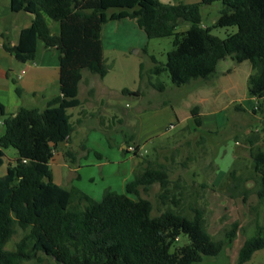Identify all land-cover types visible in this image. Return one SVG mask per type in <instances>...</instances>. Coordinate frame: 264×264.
<instances>
[{
  "label": "trees",
  "instance_id": "16d2710c",
  "mask_svg": "<svg viewBox=\"0 0 264 264\" xmlns=\"http://www.w3.org/2000/svg\"><path fill=\"white\" fill-rule=\"evenodd\" d=\"M215 2L225 8L212 28L204 27L200 5ZM11 11H24L34 19L30 28L22 30L16 46L2 36L5 50L25 63L35 60L38 40L47 49H57L61 54V94L45 109L21 108L16 115H6L0 104L6 128L0 138V264H24L41 260L39 255L56 264H202L219 257L234 243L240 225L234 223L225 240H215L199 204L201 195L196 189L190 192L184 178H173L176 167L172 163L137 170L126 193L107 189L101 201L76 186L66 189L56 184L51 163L76 130L69 110L82 106L78 89L83 72L101 78L108 74L102 28L112 21L136 20L149 40L173 39L167 63L153 58L152 73H168L177 87L195 80L210 81L227 58L239 64L248 61L254 71L248 79L249 94L257 99L254 112L264 115V0H201L200 4L174 5L159 0H11ZM47 19L60 23V35L51 33ZM187 25V30L179 31ZM218 28L228 30L224 38L213 33ZM156 88L165 91L164 86ZM17 92L21 90L17 88ZM123 94L137 96L140 92L125 89ZM191 114L198 132L200 111L193 108ZM191 130L186 126L182 133ZM134 138V134L125 135V144ZM204 142L201 137L199 143ZM249 144L258 183L256 195L264 204V150L251 140ZM10 148L18 156L1 175ZM139 151L136 147L137 158ZM65 155L71 164L76 163V152L69 149ZM182 165L186 167V163ZM229 174L235 177L237 173ZM156 184L161 189L158 215L153 216L155 205L143 193ZM199 188L208 186L203 183ZM242 188L240 195L247 202L248 191ZM19 230L23 237L16 249H7ZM182 238L187 242L181 244ZM260 250H264L262 229L245 241L236 264L250 262Z\"/></svg>",
  "mask_w": 264,
  "mask_h": 264
},
{
  "label": "rangeland",
  "instance_id": "374dc122",
  "mask_svg": "<svg viewBox=\"0 0 264 264\" xmlns=\"http://www.w3.org/2000/svg\"><path fill=\"white\" fill-rule=\"evenodd\" d=\"M159 1L173 5L200 4L201 2V0ZM200 6L202 24L204 27L211 28L225 8L221 2ZM188 28L189 25L183 26L179 31H185ZM227 32V29L220 28L213 31L221 38H224ZM148 41L150 45L147 52L138 53L137 46H131L125 54L107 49L104 60L108 74L103 84L111 91L106 92L100 85V76L92 74L95 76L93 82L97 93L104 101L117 105V108L98 107L95 108L98 113L94 118L87 116L83 119V115L80 114L81 108L69 110V114L73 116L71 122L75 126V132L79 130V126L81 129L75 134L71 144L61 145L55 161L51 163L52 173L58 175V171L61 170L62 176L66 178V184H62L63 187L67 188L69 184L78 183L81 190L101 201L107 189L117 187L128 177L133 180L134 170H137V167L141 169L146 166L155 167L156 163L166 165L172 163L176 167L173 178H184L189 191L196 189L198 195H201L199 204L205 210L206 225L215 240H225L226 232L232 225L236 222L240 225L234 243L219 257L206 259L202 264H236L245 241L260 229L264 236V204L259 203L256 195L258 183L256 174H253L249 144L251 140L255 146L264 150V115L260 112H252L257 106V100L248 91V79L254 71L248 61L241 64L231 58L223 61L218 67L217 75L211 79L213 90H210L211 95L218 92L223 94L218 96L215 105L210 102L201 108L206 122L218 116L217 129L212 133L200 130L182 133V129L189 125L187 118L191 116V108L196 102L195 97L190 93L192 88L177 87L172 83L168 73L161 75L152 73L155 67L153 58L160 64L167 63L168 53L173 49V39L162 38ZM228 70H230L229 73H224ZM83 74L87 76L91 73L86 70ZM158 86H164L165 91L157 90ZM125 89L139 91L141 95L139 97L125 95L123 94ZM81 97L83 98V94ZM233 101L234 104H232ZM238 105H243L244 110H236L234 107ZM159 106L161 108L158 109ZM27 107L43 109L44 106ZM142 109H147L153 114L140 115ZM133 112L138 115H133ZM175 112L184 125L170 129L169 121L172 117L174 121ZM114 115L117 116L114 117ZM142 116L145 127L149 124L154 126L152 133H157V136L153 142H146L147 144L145 141L137 142L136 140L137 146H140L138 164V159L136 160L133 154L126 155V150L121 146L125 135L130 136L134 129L136 131ZM78 119L83 120L84 123L78 126ZM95 122L101 123L103 130H93L94 125L97 124ZM201 137L205 138L204 143H199ZM85 145L87 148L84 150ZM69 149L77 153L75 164H71L70 159L65 155ZM96 152L102 155L101 159ZM6 155V163L9 159L18 156L14 148L6 150ZM63 163L67 164L62 165ZM183 163H186V167H183ZM231 171L237 173L236 179L229 174ZM2 173L1 175H4L5 168ZM78 177L80 180H77ZM203 183L208 186L205 190L199 188ZM234 186H237L236 189ZM242 187L248 191L247 202H244L240 195ZM160 189V185L156 184L149 193H143V197L151 200L155 205L153 216L158 215ZM22 237L23 232L19 230L7 245V249L15 250ZM186 242V238H182L181 244ZM39 257L41 260L36 259L24 264H56L52 259L42 255ZM246 264H264V250L257 251L252 260Z\"/></svg>",
  "mask_w": 264,
  "mask_h": 264
},
{
  "label": "crops",
  "instance_id": "0c3cea01",
  "mask_svg": "<svg viewBox=\"0 0 264 264\" xmlns=\"http://www.w3.org/2000/svg\"><path fill=\"white\" fill-rule=\"evenodd\" d=\"M33 19L34 17L32 15L24 11L13 13L11 11V0H0V104H2V106L4 107V112L6 115H16L21 108H29L27 106H31V105L44 106L43 109H45L49 101H51L52 99H54L55 97L61 94L60 91V78H61L60 55L61 54L57 49L55 48L47 49L45 47V44L41 40H38L36 42L35 60L22 63L19 62L13 54L7 52L4 48L5 40L2 38V36L6 35L7 40L9 41L11 46H16L19 43L22 30L26 28H30L32 26ZM47 22L51 29V33L53 35H60L61 32L60 23L54 22L51 19H47ZM102 40H103L104 54L107 51V49L116 52L119 51L120 53L125 54L127 53L128 49L131 46L139 47L138 53H141L142 51L147 52V48L150 45L146 33L138 26L136 20H131V19L112 21L105 24L102 28ZM138 41L140 43H138ZM222 62L219 63V66L221 65ZM229 72L230 70L224 73H229ZM85 75L86 74H83V79L79 84V89H78V99L82 102V106L79 107L82 109L80 112V114L83 115L82 119L87 116H89L90 118H94L96 113H98L96 112L95 108L98 107L112 108V109L114 107L117 108V105L113 103L105 102L104 99L100 96V94L97 93L96 87L94 85L95 83L93 82L95 76H93L92 74H88L87 76ZM103 81L104 78L100 77V85H102V87L105 89L106 92L111 91L107 86H105V84H103ZM212 85H213V80L210 81L195 80L189 83L188 85H185L187 87L192 88L190 93L196 99L195 106H193L191 110L193 108H198L201 114L202 126L198 130L208 131L211 133L214 132V130H216L219 125L218 116L214 117L212 121L206 122L204 117V112L202 111L201 108L202 106L207 105V103L210 102H211L210 104L215 105L218 96L223 94L221 92L220 93L218 92L215 95H211L210 90H213ZM17 88L21 90L20 94L17 92ZM81 94H83V98L81 97ZM140 95L141 93L137 95V97H139ZM232 104H234V101ZM159 108H161V106H159L158 109ZM234 108L239 111L244 110L243 105H238L235 106ZM254 110L255 108L252 111L253 113ZM140 112H141L140 115L143 114L145 116L153 114L152 112L147 111V109H142ZM132 114L135 116L138 115L134 112ZM116 116L117 115H114V117ZM175 116L176 117L174 121H173V117L169 121L171 122L170 129H174L179 125L180 126L184 125L182 124L183 121L180 120L176 112H175ZM187 121L189 122L188 126L194 131L195 123L192 114L187 118ZM77 122H78V126L84 123L83 120L81 119H78ZM118 122L121 123L119 119ZM95 123L97 124L94 125V129L92 126L90 127L91 130L92 129L103 130L104 127H101V123L100 124L99 122H95ZM149 125L145 127V123L142 116V119L137 125L136 131L135 129L133 131V134L135 136L134 141H132L130 144H125V137H124L121 146L124 150L128 151L127 153L125 152L126 155L133 154V157L136 160L138 159L137 160L138 164L140 158H137L133 152H130L128 150V148L130 146L140 148V146H137L138 143H136V140L137 142L145 141V143L146 142L151 143L154 141V139L157 136L156 135L157 133H152V130H154V126H149ZM160 127H162V125ZM160 127L156 126L157 129L158 128L160 129ZM78 128L79 130L77 129V131L74 132L72 139L75 137V134L79 133L81 126H79ZM149 130L151 131L149 132ZM146 131L148 133H145ZM5 132H6V128L4 125V117H2L0 112V138L5 134ZM72 139L70 142H68V145L72 143ZM236 144H239V142H236ZM83 147L87 148L86 145ZM56 154L52 163L56 159ZM97 154L100 153L96 152V155ZM99 158L101 159L102 155ZM16 159L17 157L14 159H9V162L5 163V165L3 166V168H5L4 175L6 174L8 165L10 163H13ZM65 164L67 163H63L62 165ZM2 170H1V174H3ZM137 170L140 169L137 167ZM137 170H134V174H133L134 178ZM62 175L63 174H61V170L58 171V175L56 174L53 175L54 182L61 187H63V185L66 184L65 183L66 178H64V176ZM77 180H80V178H78ZM133 180L130 179V177H128L127 180L124 181L122 184H119L117 187H111L109 189H112L119 193H126L127 184ZM67 186H68L67 188L66 187L63 188L68 189L71 188L72 186H76L79 188L78 183H72ZM95 200L99 201V199H95Z\"/></svg>",
  "mask_w": 264,
  "mask_h": 264
},
{
  "label": "built area",
  "instance_id": "2783aa9c",
  "mask_svg": "<svg viewBox=\"0 0 264 264\" xmlns=\"http://www.w3.org/2000/svg\"><path fill=\"white\" fill-rule=\"evenodd\" d=\"M128 150H129L130 152L133 151V153H134L135 150H136V147L130 146V147L128 148Z\"/></svg>",
  "mask_w": 264,
  "mask_h": 264
}]
</instances>
